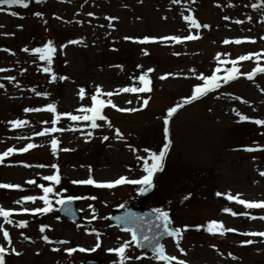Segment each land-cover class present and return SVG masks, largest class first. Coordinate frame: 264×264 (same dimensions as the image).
Returning <instances> with one entry per match:
<instances>
[{
	"label": "rangeland",
	"instance_id": "obj_1",
	"mask_svg": "<svg viewBox=\"0 0 264 264\" xmlns=\"http://www.w3.org/2000/svg\"><path fill=\"white\" fill-rule=\"evenodd\" d=\"M25 2L27 8L0 5V69H6L0 71V85H3L0 87V156L8 148L13 149L12 154L0 161V184L19 186L4 188L5 191L0 188V207L9 211L4 206L17 204L20 195L30 194L36 200L43 196L40 185L49 187L43 176L57 173L51 167L53 164L58 166L61 182L57 185L50 182L53 193L48 198L52 211L24 217L11 214V223L0 217V244L6 241L3 231H7L10 249L20 253L15 257L8 250L5 260L9 264H83L81 253L87 251L71 255L61 250L51 251L39 243L45 235L56 241L66 238L68 246L84 245L87 249L93 248L90 244L95 239L83 233L93 229L105 230L112 243L120 237L119 245L129 241L130 236L112 227L104 214L137 205L140 202L137 191L142 186L124 184L97 191L94 186L76 185L72 181L87 179L89 175L97 182H111L121 176L141 178L145 174L143 159L149 152L158 154L163 147V117L167 110L182 104L195 86L202 85L197 75L210 76L218 66L219 55L221 60L238 61V78L227 84L221 80L219 89L184 105L173 115L169 123L171 146L164 170L154 176L155 194L144 201L148 208L168 212L174 228L187 226L179 247L172 239L165 242L167 253L173 256L180 257L182 248L187 264H264V236L237 235L264 232V219H259L264 216V209H246L227 199L231 195L250 202L264 201V177L259 175L264 171V151L244 150L264 149V126L251 122L264 120V73H256L252 80L246 75L258 66L264 67V0ZM12 12L16 15H11ZM189 15L201 25L199 28L184 19ZM188 35L197 39H185ZM173 36L179 37L180 42L160 39ZM144 37L156 39L145 44L134 42ZM225 40L229 43L225 44ZM235 40L241 43L236 44ZM49 42L56 52L50 72H45L49 65L39 59L35 49ZM145 51L149 54L144 55ZM250 54L261 55L259 60L255 55L249 60H239ZM219 67L221 71L217 75L223 77L226 75L223 70L233 65L226 63ZM142 74L151 80L150 92L119 91L124 87H142L138 79ZM162 76L165 78L161 79ZM97 87L105 93H115L112 97H100L111 100L115 107L106 104L102 115L107 119L97 120L99 127L93 129L90 120L74 121L70 116L84 115L80 109L92 106L91 96L96 94ZM81 88L85 92L83 99ZM144 99L149 101L147 106L143 105ZM49 104L56 106L55 113L24 111L46 109ZM117 108L138 110L117 111ZM237 113L250 119L238 122ZM56 116L59 119L55 127L63 131H51V121ZM16 120L28 123L15 127L12 122ZM45 129L42 138H32ZM117 130L121 137H117ZM104 136L109 139L104 140ZM53 139L58 142L55 155ZM28 144L37 147L21 152ZM138 156L142 159H137ZM29 180L35 183L28 184ZM73 195L95 196L94 201L82 199L79 203L85 206V209L81 206L84 217H90L98 209L99 218L91 224L83 220L72 224L57 216L56 200ZM39 205L38 208L44 207L43 203ZM226 208L247 215L234 216L224 211ZM253 216L257 219H252ZM22 221H27L24 228L19 227ZM212 221L237 231L209 234L206 227ZM41 227L45 229L43 233ZM26 236L35 238L38 246L19 245ZM250 237L256 239L238 247ZM107 246L104 241L101 249L97 248L90 257H98L102 264L118 261L116 255L103 253ZM126 255L136 259L133 245ZM140 260L138 264H154L152 258Z\"/></svg>",
	"mask_w": 264,
	"mask_h": 264
},
{
	"label": "snow or ice",
	"instance_id": "obj_2",
	"mask_svg": "<svg viewBox=\"0 0 264 264\" xmlns=\"http://www.w3.org/2000/svg\"><path fill=\"white\" fill-rule=\"evenodd\" d=\"M37 3L42 2V0H36ZM174 3H178L179 0H173ZM0 5H7L8 7H12V6H21L24 8L28 7V3L25 2V0H0ZM11 15L15 16L16 13L12 12L10 13ZM37 16L41 15L40 13H36ZM91 15V14H89ZM184 19L186 21H188L190 23L191 26L197 27L199 28L201 25H199L196 21V19H194L192 16H186L184 17ZM227 19V17L225 18ZM241 21H236V23H240ZM204 27H208L207 25H204ZM126 40H133L132 37H125ZM156 38H150V37H144L143 39H139L136 40L134 42L140 43V44H145V43H149V42H153L155 41ZM160 39H166V40H175L177 42H180V38L179 37H163ZM185 39L187 40H194L197 39L196 36L193 35H188L185 37ZM75 41H73L74 43ZM225 44L229 43V41L225 40L224 41ZM234 43L236 44H240L241 41L240 40H235ZM24 51H27V49H24ZM35 52L39 54V59L41 61H45L47 62V64L49 65V67L45 68L44 71L45 72H50V66L53 60V55L56 52V49L53 47L52 42L47 43L43 48H36ZM149 53L147 51L144 52V55H148ZM255 55L257 60H259L260 55L261 54H250V55H244L239 57L240 61H245V60H249L252 58V56ZM217 61H218V66L216 67L215 71L210 75V76H205L203 74H199L197 75V79L203 81L202 85H197L193 88L192 93L189 97L185 98L182 104H178L175 107H171L167 110V114L165 117H163V147L159 150L158 154L155 152H149L148 153V157L146 159H143V167H142V171L143 173H145L141 178L139 179H132L126 176H121L118 179L111 181V182H97L95 181L91 175H89V177L87 179L84 180H74L72 181L73 184L76 185H91L94 186L96 188H113L115 186L118 185H124V184H129V185H141L143 187H141L140 191L146 192L148 190H150L153 186V179L156 173L158 172H162L164 170V160L166 155L168 154V150L171 146V139H170V129H169V123H170V119L173 117V115L178 111L179 108L183 107L186 104H191L194 101L208 95L210 92H213L217 89H219L221 87V80L223 81V83L227 84L230 81H233L235 79L238 78V73H239V69L236 67L238 61L237 60H232V61H228V60H221L219 55L217 56ZM226 63H231L233 65V67L231 69H224L223 71L226 73V75H224L223 77L218 76L217 73H219L221 71V68L219 67V64H226ZM139 67V66H138ZM0 71H6V69H0ZM153 69H148V72H152ZM256 73H264V67H257L253 70V73L250 74H246L247 75V79L252 80L254 78V75ZM161 79H164L165 77H160ZM10 79H15L14 77L10 78ZM53 80L56 79L55 76L52 77ZM60 79H66V77H61ZM139 83L142 85V87H124L122 89H120L119 91L122 92H150L152 89L150 87L151 85V80L148 78L147 74H142L139 76ZM0 87H3V85H0ZM115 93L113 92H103L101 88L97 87L96 88V94L91 96V102H92V106L90 108H82L80 109V111H82L84 113L83 116H70V118L72 120H90L91 121V127L93 129L99 127V125L96 123L97 120H106V116L102 115V110L105 108L106 104L107 105H111L113 107H115L114 104H112L111 100L105 101L104 99H101V96H108V97H112ZM80 95L81 98H84L85 92L84 89L81 88L80 89ZM129 103H131V101H129ZM149 103V101L147 99L143 100V105L147 106ZM49 111V112H53L55 113L56 111V106L53 104H49L47 106L46 109H40V108H25L24 111L25 112H32V111ZM138 109H121V108H117V111H137ZM88 113H91V115H88ZM237 115L239 116V121L238 122H244V121H248L250 118L242 115L240 113H237ZM59 119V116H56V118H54L51 123L53 125L51 131L52 132H56V131H63V129H57L55 127L57 120ZM251 122L255 123L256 125H262L264 126V120L262 119H256V120H252ZM13 125L15 127H19L22 124H27L28 121L26 120H16L14 122H12ZM109 127H111V123H109L108 125ZM47 132V129H45L43 132L37 133V135H45ZM89 135H91V133H89ZM117 137H121V133L119 132V130H117L116 132ZM104 140H108L109 137L108 136H104L103 137ZM57 140L53 139L51 141V146H52V152L53 155L56 154L57 152ZM37 147V145L35 144H28L26 147L20 149L21 152H27L32 148ZM245 151L248 152H252V151H264V149H256V148H252V147H248L244 149ZM62 151H70V149H62ZM13 153V149L12 148H8L7 151L3 154V156H0V161L3 160V157H6L10 154ZM137 159H142L141 157H137ZM149 160L151 161V163H149ZM26 167L28 165H25ZM41 167H45L43 165H41ZM52 168L57 169V174H53V175H45L43 176V179L45 181H50L52 182V184L57 185L61 182V177L58 174V166L56 164L51 165ZM90 173H91V169H89ZM131 171V170H130ZM260 176L264 177V171H261L259 173ZM28 184H34L35 181L34 180H29L27 181ZM40 187L42 188V191L44 193L43 196L39 197L40 200L43 201L44 207L43 208H35L33 210H31L33 212V214L35 213H40V214H45L48 213L50 211H52L51 208V201L49 200V194L53 193V188L52 187H43L42 185H40ZM0 188H19L18 185H11V184H0ZM217 195H222L221 193H217ZM27 201H31V202H35L37 197L36 196H27L24 198ZM82 199H92L95 200L96 197L95 196H68L67 200L65 199H57L56 203L60 204V205H64L65 203H71L73 200H82ZM185 199H188V197L186 196ZM227 199H229L230 201H235V203L243 205L244 208L246 209H264V201L261 202H250V201H246L244 199H240L238 196L234 197V196H227ZM17 203H19V201H17ZM89 207H91V205H89ZM121 207H123V205H121ZM23 212H29V209H23ZM224 211L226 212H230L232 215H247V213H235V212H231L230 209H224ZM153 212L155 214V221L157 223H155V229H156V233L158 234H153L151 237L148 235H144L143 233L140 234V236H138L137 233V229H136V224L138 221H142L144 218L143 217H137L135 214L133 213H128L123 217H116V219L118 221H120L121 223H123L125 225V227H123L121 230L125 231V232H131V240L129 241H125L122 244H120L118 247L113 248V249H108L109 252H114L116 254V256L119 258L118 261H114L113 264H125V261L127 259H129V257L126 255V250L129 248V246L131 244H133V242H135V244L137 246H144L147 248H150L152 253H153V257L156 258L158 261H162L163 264H173V262H175V264H186V262L184 260L181 259H177V257L175 256H171V255H167L165 253V248L163 246V244L160 242L161 238L163 236H168V237H174L176 238V242H177V247H179V238L181 237V233L182 231H187L188 228L187 226H185L183 229L181 228H172L170 227L173 223V221L169 218V214L166 211H162L159 208L153 209ZM11 212L7 211L5 209H3L2 207H0V217H3L4 220L8 223H11V220L9 219V217L11 216ZM93 218H95V216H93ZM252 219H257V217L253 216L251 217ZM259 219H264V216L259 217ZM27 226V221H22L19 223V227L24 228ZM151 227V222L150 225ZM2 230V229H0ZM44 227L40 228V232L43 233L44 232ZM197 231L200 230V226H197L196 228ZM206 231L209 234H219V235H224L226 232H236V229H231V228H225L224 225L221 222H216V221H212L209 222L207 224L206 227ZM240 235H252V236H264V232H245V233H238ZM3 237L4 240H6L9 244V246H11V239L9 237V233L7 231H3ZM141 237H142V241H146V244H142L141 241ZM44 239L45 242H50L48 236H43L42 237ZM55 243H59V244H65L68 243V241H55ZM244 243L246 244H251L252 241L248 240L245 241ZM101 246L100 243V239H99V234H97V243L96 245L92 248V249H85L83 247H80L79 249L76 248H72V249H66L67 253L69 255H71L72 253L79 251V252H86V251H95L97 248H99ZM11 252L15 255H20L19 252H17L14 248L10 249ZM182 255H185L186 253L184 252V250L182 248L179 249ZM52 251H59V249L57 248H53ZM8 252V249H6L4 246H0V264H6L5 261V256ZM235 258V257H234Z\"/></svg>",
	"mask_w": 264,
	"mask_h": 264
},
{
	"label": "bare ground",
	"instance_id": "obj_3",
	"mask_svg": "<svg viewBox=\"0 0 264 264\" xmlns=\"http://www.w3.org/2000/svg\"><path fill=\"white\" fill-rule=\"evenodd\" d=\"M44 136V135H43ZM43 136H41V135H37V133H35V134H33V136H32V138L34 137V138H42ZM30 240H28V239H26V240H23V241H20L19 242V245H25L27 242H29ZM55 248V247H54ZM57 248H59V247H57Z\"/></svg>",
	"mask_w": 264,
	"mask_h": 264
},
{
	"label": "water",
	"instance_id": "obj_4",
	"mask_svg": "<svg viewBox=\"0 0 264 264\" xmlns=\"http://www.w3.org/2000/svg\"><path fill=\"white\" fill-rule=\"evenodd\" d=\"M154 233H156V229L154 228V231H153ZM158 235V234H157Z\"/></svg>",
	"mask_w": 264,
	"mask_h": 264
}]
</instances>
